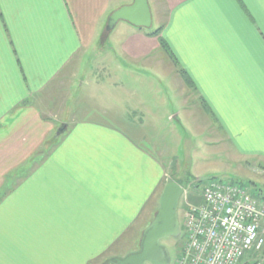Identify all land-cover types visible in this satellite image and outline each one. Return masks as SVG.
<instances>
[{
	"label": "crops",
	"instance_id": "0c3cea01",
	"mask_svg": "<svg viewBox=\"0 0 264 264\" xmlns=\"http://www.w3.org/2000/svg\"><path fill=\"white\" fill-rule=\"evenodd\" d=\"M134 1L0 0V264L138 249L170 178L159 126L177 118L138 96L160 83L149 75L175 72L186 95L184 71L237 156L264 171V0H148L150 28L109 30Z\"/></svg>",
	"mask_w": 264,
	"mask_h": 264
},
{
	"label": "rangeland",
	"instance_id": "374dc122",
	"mask_svg": "<svg viewBox=\"0 0 264 264\" xmlns=\"http://www.w3.org/2000/svg\"><path fill=\"white\" fill-rule=\"evenodd\" d=\"M156 20L163 22L164 15H161V17L156 15ZM102 21H104L103 18ZM102 28L99 31L101 35L105 30L104 27ZM101 42V39L97 41L99 44ZM157 42L159 48H161L160 38H157ZM167 57L169 56L167 55ZM96 58H98V55H96ZM149 76L150 80L157 81L159 79L160 83L145 86L138 96L145 102L147 101V105H150V107L160 105L159 110L161 111L159 112L172 111L174 115H177V118L171 122L161 121L160 123L162 128L159 126L158 132L160 133V139H163V141H160L158 145L159 148L162 145L163 147L158 154L162 162L166 164V169L170 175L169 179L175 180L185 188V194L179 207L182 229V216L185 209H187V205L200 203L203 187L211 180L215 179L224 183L239 179L248 183L251 180L257 184L258 189L261 187L264 189V171L258 166L260 161L240 159L237 156L231 143H229L209 110L205 108L200 97L193 91L194 89L189 86L188 88L183 87L186 95L180 93L173 85L176 78L175 72L166 74L164 78ZM86 92H83L79 98L87 96ZM106 96L104 94L100 95V105L105 107L113 105ZM76 97L74 88L69 105H76L77 100H73ZM161 105H165L166 109L164 111ZM173 164L174 166H172ZM249 191L251 192L250 189ZM153 219L147 223L146 228ZM140 238L134 239L133 249L138 248ZM182 241L181 237L177 240L167 238L164 241V244L170 249L171 264L176 263V259L181 253ZM103 261L104 259L98 264Z\"/></svg>",
	"mask_w": 264,
	"mask_h": 264
},
{
	"label": "built area",
	"instance_id": "2783aa9c",
	"mask_svg": "<svg viewBox=\"0 0 264 264\" xmlns=\"http://www.w3.org/2000/svg\"><path fill=\"white\" fill-rule=\"evenodd\" d=\"M199 205L188 204L183 220V245L175 264H243L259 255L264 264V204L243 186L209 181Z\"/></svg>",
	"mask_w": 264,
	"mask_h": 264
},
{
	"label": "water",
	"instance_id": "95a60500",
	"mask_svg": "<svg viewBox=\"0 0 264 264\" xmlns=\"http://www.w3.org/2000/svg\"><path fill=\"white\" fill-rule=\"evenodd\" d=\"M121 19L136 27H151L148 0H135L132 6L116 11L110 18L109 30ZM63 132L64 129H60L58 134ZM184 194L185 188L175 180L169 179L160 196L155 217L142 234L139 248L124 257L108 259L103 264H170V252L162 241L182 235L179 207Z\"/></svg>",
	"mask_w": 264,
	"mask_h": 264
},
{
	"label": "trees",
	"instance_id": "16d2710c",
	"mask_svg": "<svg viewBox=\"0 0 264 264\" xmlns=\"http://www.w3.org/2000/svg\"><path fill=\"white\" fill-rule=\"evenodd\" d=\"M159 32L160 31L158 30V31L153 32L152 34L153 35H158ZM160 40H161V45L164 48V50L174 60V62L177 63V61H176V59H175L172 51L170 50V47H169L168 43L164 39H161L160 38ZM181 75H182V78L184 79L186 85L189 86L191 89H194V85L191 82V80L189 79V77L186 75V73L184 71H181ZM204 106H205V108H207L205 104H204ZM230 183L231 184H234V185H240V186L246 187L248 190L250 189L251 190L250 193H252L251 195H253V198H255L256 200H258L260 203L264 204V189H263V187H261V188L258 189L257 188V184L255 182H253V181L250 180L247 183L246 181L239 179L237 181H233V182H230ZM252 189H254V190H252ZM202 201H203V198H202V194H201V199H200V203L199 204H201ZM199 204H197V205H199ZM258 258H259V255L258 254L250 253V254H248L244 258L243 264H255V262H256V260Z\"/></svg>",
	"mask_w": 264,
	"mask_h": 264
},
{
	"label": "flooded vegetation",
	"instance_id": "af4514ba",
	"mask_svg": "<svg viewBox=\"0 0 264 264\" xmlns=\"http://www.w3.org/2000/svg\"><path fill=\"white\" fill-rule=\"evenodd\" d=\"M182 234H183V232H182ZM179 238H180V237H179ZM179 238H173V239H176V240H177V239H179ZM168 239H169V238H168ZM181 240H183L182 237H181ZM164 241H165V240L162 241L163 244H164ZM164 245H166V244H164ZM166 247L168 248V250H169V252H170L169 247H168V246H166ZM170 256H171V254H170ZM170 264H171V263H170Z\"/></svg>",
	"mask_w": 264,
	"mask_h": 264
}]
</instances>
